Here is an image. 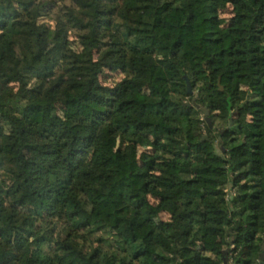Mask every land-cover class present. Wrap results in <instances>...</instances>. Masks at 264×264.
<instances>
[{"label":"trees","instance_id":"obj_1","mask_svg":"<svg viewBox=\"0 0 264 264\" xmlns=\"http://www.w3.org/2000/svg\"><path fill=\"white\" fill-rule=\"evenodd\" d=\"M263 241L264 0H0V264H264Z\"/></svg>","mask_w":264,"mask_h":264},{"label":"rangeland","instance_id":"obj_2","mask_svg":"<svg viewBox=\"0 0 264 264\" xmlns=\"http://www.w3.org/2000/svg\"><path fill=\"white\" fill-rule=\"evenodd\" d=\"M227 16H228V15H227V10H223V11L220 12L219 17H220L221 19H224V18H226ZM41 20L45 21V20H47V17H43ZM71 40L74 41V38L71 37ZM73 45H74V47L77 46V44L75 43V41L73 42ZM120 77H121V74L116 73V72H113V73L105 72V73L101 76L102 81H104L105 83H112V82H115V81H117L118 79H120ZM114 144L116 145V142H114ZM144 148L149 149V146H145ZM156 218H158V219H159V218H164V214H159V215L156 216Z\"/></svg>","mask_w":264,"mask_h":264},{"label":"water","instance_id":"obj_3","mask_svg":"<svg viewBox=\"0 0 264 264\" xmlns=\"http://www.w3.org/2000/svg\"><path fill=\"white\" fill-rule=\"evenodd\" d=\"M186 90H187V92H190V87H189V84H188V83H186ZM194 98H195V96L192 97V99H191V103H192L195 107H198L197 104H195V102H194ZM185 104H186V103H185ZM200 111H201L202 114H203V119H204V120L207 122V124L210 126V121H209V118H208V116H207V110H206L205 108H200ZM229 123H230V119L228 120V124H229ZM261 247L264 248V241H263ZM260 257H262V254H260Z\"/></svg>","mask_w":264,"mask_h":264}]
</instances>
